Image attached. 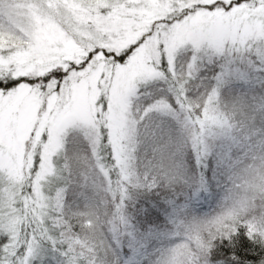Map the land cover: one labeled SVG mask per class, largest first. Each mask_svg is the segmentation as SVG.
Segmentation results:
<instances>
[{
  "label": "snow or ice",
  "instance_id": "obj_1",
  "mask_svg": "<svg viewBox=\"0 0 264 264\" xmlns=\"http://www.w3.org/2000/svg\"><path fill=\"white\" fill-rule=\"evenodd\" d=\"M0 264H264V0H0Z\"/></svg>",
  "mask_w": 264,
  "mask_h": 264
}]
</instances>
